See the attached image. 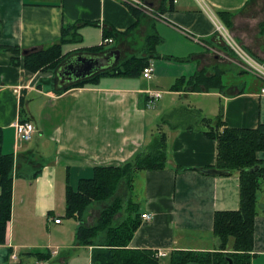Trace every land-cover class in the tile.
I'll return each mask as SVG.
<instances>
[{"label":"crops","instance_id":"0c3cea01","mask_svg":"<svg viewBox=\"0 0 264 264\" xmlns=\"http://www.w3.org/2000/svg\"><path fill=\"white\" fill-rule=\"evenodd\" d=\"M141 1L148 9L122 0H0V45L22 51L15 57L0 50V155L14 156L12 218L6 243L0 245V264L16 263L18 254L38 247L47 249L43 254L48 258L41 261L49 264L55 256L68 264L70 254L60 252L82 247L92 264L94 248L75 245L76 241L62 242L61 247L16 244L12 232L17 212L25 226L42 222L65 229L63 220L60 224L54 220L56 209L66 207L67 186L77 189L80 180L93 178L97 168L129 161L158 134L167 137L168 163L162 170L136 174L134 203L141 217L151 215L152 220L141 219L129 248L161 251L163 264H168L175 251L214 252L219 248L213 233L214 216L239 210L240 178L238 174L201 172L216 169L218 156L217 140L207 135L211 128L203 119H216L222 113L230 128L255 129L264 124V81L225 52L229 50L225 45L227 49H221L219 43L224 42L211 15L232 35L251 40L264 21V0ZM220 12L233 14L231 27ZM69 26L76 34L71 33V40L63 44V53L70 57L91 54L94 47L120 40H136L135 45L148 53L147 39L155 37L149 63L152 78L109 76L95 85L58 94L56 73L30 72L24 65V52L59 43L63 27ZM105 31L114 34L107 45L102 44ZM112 50L122 54L114 48L100 54ZM202 71L209 77L220 76L223 88L207 91L201 87L197 92L185 82L179 91L173 90L180 79L189 80ZM237 76L242 79L234 83ZM151 93L161 97L149 107ZM161 115L167 118L163 128L158 126ZM19 122L35 125L30 141L17 139ZM149 123L158 124L155 134L149 133ZM257 158L264 163V152ZM257 212L251 264H264V184ZM92 220L90 216L88 225H93ZM75 222L71 225L74 236L79 225ZM229 244L227 252L233 249V241Z\"/></svg>","mask_w":264,"mask_h":264},{"label":"trees","instance_id":"16d2710c","mask_svg":"<svg viewBox=\"0 0 264 264\" xmlns=\"http://www.w3.org/2000/svg\"><path fill=\"white\" fill-rule=\"evenodd\" d=\"M219 15L228 27L232 26V13L220 12ZM71 33L76 34L74 27H63L59 43L28 51L24 55L26 69L32 73L45 70L56 73L60 65L70 57L69 54L63 53V44L71 40L69 37ZM104 37L105 39L114 38V34L105 31ZM156 42L153 36L147 39L146 57L132 56L110 70L64 87L57 93L63 94L72 89L95 85L101 78L109 76L139 78L144 69L149 66ZM103 49L104 46H100L90 50L93 52L91 54H100ZM0 50L9 51L15 57L22 52L18 47L2 45ZM17 59L13 58V61ZM185 82L187 87L197 92L202 89L201 87L207 91L215 86L219 89L223 88L220 76L209 77L202 71L189 80L180 79L173 90H178ZM203 122L211 128L207 135L218 143L215 168L219 171V175H239L240 208L237 211L215 213L213 233L219 241L217 251H175L170 255L168 264H227V258L233 259L234 264H251L254 225L258 213V194L264 184V163L257 158L259 152H264V124L255 129L230 128L223 121L222 113L216 119H203ZM167 163V137L164 134H158L148 147L136 153L129 161L118 167L97 168L94 177L80 180L77 189L67 186L66 217L79 223L75 233L76 244L94 248L92 264H163L153 251L129 248L142 224V217L138 212L139 205L133 201L128 202L123 212V202L118 196V190L124 183H129L133 190L137 173L162 170ZM13 167L14 156L1 154L0 245L6 243L7 227L12 218ZM254 168L256 170L252 171ZM96 203H107V207L101 211L94 225H88L89 207ZM230 241H233V249L227 252ZM21 256L19 262L10 264H25L23 260L28 256H35L39 261L48 258L43 253L28 252Z\"/></svg>","mask_w":264,"mask_h":264},{"label":"rangeland","instance_id":"374dc122","mask_svg":"<svg viewBox=\"0 0 264 264\" xmlns=\"http://www.w3.org/2000/svg\"><path fill=\"white\" fill-rule=\"evenodd\" d=\"M146 9V7H145ZM148 9V8H147ZM227 31L229 32V34L231 35V37L235 40V42L242 48L244 49L253 59L254 61L259 64V65H264V61L263 59H259V58H263L262 56L264 55V21L260 22V29H256L255 32H258V34L254 37H251V40L244 38V37H240V36H234L230 33V31L228 30V28H226ZM123 41V43H122ZM121 42V43H119ZM119 42L115 43V45H107L104 47V50H109V49H121L122 50V60H121V64L123 62H125V60H127L128 58L132 57V56H136L137 54H140L143 57H146L147 53L146 52H142V50H140L139 45H135L136 44V40H132V41H127V40H120ZM130 42V43H129ZM254 42V43H253ZM221 49L222 48H229L227 46L226 43H219ZM226 47H225V46ZM141 46V45H140ZM147 46H144L143 48H146ZM133 49V50H130ZM226 48V49H227ZM252 50V53H250L248 50ZM136 50V51H135ZM140 50V51H139ZM145 50V49H144ZM255 50V51H253ZM136 52V53H135ZM225 52L232 54L234 56H236L237 58H239V56L229 48V50H225ZM258 58V59H257ZM243 63V62H242ZM120 64V65H121ZM248 77L249 74L243 76V77ZM55 77V75H54ZM237 78V79H236ZM235 79H233L234 83L242 78H239V76H237ZM250 78V77H249ZM227 81H230L229 79L226 78ZM107 83V82H106ZM59 90H57L58 92ZM190 104V102L188 103ZM192 104H195V101H193ZM196 106V104H195ZM191 108H194L193 106H191ZM167 119L165 117V115H161L160 116V120H159V125L156 124L155 127H153L152 123H149V133L150 134H155L158 130L157 125L160 126V128H163V123L164 121ZM192 119L195 120V118L193 117ZM118 196L119 198L122 200L123 202V212L125 211L126 207L128 206V202H134L133 199V190L132 187L130 186V184L128 183H124L118 190ZM20 199V198H19ZM107 207V203H96L93 204L89 207V211L87 213V223L88 222V218L90 216H93V220L91 223H93V225L98 221L101 211L103 209H105ZM17 208V207H15ZM140 212V211H138ZM56 214L57 217L56 219H60V217L62 218L61 220H63V222L66 224L65 229H63L62 227H56L55 225H51V226H47L48 224L46 223H42V222H37L36 224L34 223V226H25L24 223L21 221L20 218V213L17 212V217L14 220V228H13V232L12 235H14V240L16 244H20V243H26L29 245H40V246H47L49 244H51L52 246H60V243L62 242H70L71 244L75 242V236H74V230L75 228L71 227V225H76L75 220H70V218L66 217V207L62 206L60 209H56ZM122 218V217H121ZM32 224V223H31ZM76 245V243H75ZM229 245H232V243H230ZM229 245L227 248H229ZM61 247V246H60ZM32 250L29 253H33V254H38V253H45L47 249L45 248H31ZM23 251V250H20ZM64 252L69 253V257H68V264H89V253L86 249L84 248H80L79 250H69V249H63L60 252V255H62ZM26 253V252H21V254ZM60 257V256H57ZM55 256V258L52 259L51 264H62L59 261V258H57ZM25 259H28L27 263L25 261ZM24 263L25 264H37V263H42V264H49V263H45L43 261H39L35 256H28L26 258H24ZM19 262V261H18Z\"/></svg>","mask_w":264,"mask_h":264},{"label":"built area","instance_id":"2783aa9c","mask_svg":"<svg viewBox=\"0 0 264 264\" xmlns=\"http://www.w3.org/2000/svg\"><path fill=\"white\" fill-rule=\"evenodd\" d=\"M122 1L140 10H145V7L146 9L148 8L146 6L147 4L141 0H122ZM211 17L215 25V31L218 33V35L223 40V42L226 43L227 46L239 56V59L244 64V69L250 73H253L254 75H256L257 77H259L264 81V65L257 64L254 61V59L235 42V40L231 37V35L224 27V25H222L215 16L211 15ZM111 42H112L111 39H106L103 41L102 44L107 45L110 44ZM142 75L145 79H151L153 75V67L150 65L146 67ZM262 94H264V89H262ZM160 97H161L160 93H151L148 106L151 107L155 103V101ZM15 129H16L17 139L19 141H30L33 137V134L36 132V127L31 122H19L16 124ZM142 219L145 221H150L152 220V216L144 214L142 215ZM54 222L56 224H60L61 219H55ZM164 256L165 254L161 251L156 253L157 258H162ZM12 259L13 260L17 259L16 254L12 256ZM37 264H42V263H37Z\"/></svg>","mask_w":264,"mask_h":264},{"label":"water","instance_id":"95a60500","mask_svg":"<svg viewBox=\"0 0 264 264\" xmlns=\"http://www.w3.org/2000/svg\"><path fill=\"white\" fill-rule=\"evenodd\" d=\"M121 56L120 50L72 56L64 61L56 71L57 87L62 89L97 73L110 70L119 64ZM255 170L256 168L252 169V171ZM201 172L208 175L219 174L216 169H202ZM226 260L227 264H234L233 259L227 258Z\"/></svg>","mask_w":264,"mask_h":264}]
</instances>
